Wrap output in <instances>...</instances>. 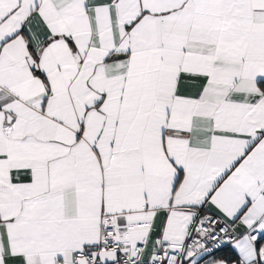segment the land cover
<instances>
[{
	"label": "snow or ice",
	"instance_id": "1",
	"mask_svg": "<svg viewBox=\"0 0 264 264\" xmlns=\"http://www.w3.org/2000/svg\"><path fill=\"white\" fill-rule=\"evenodd\" d=\"M0 264H264V0H0Z\"/></svg>",
	"mask_w": 264,
	"mask_h": 264
},
{
	"label": "crops",
	"instance_id": "2",
	"mask_svg": "<svg viewBox=\"0 0 264 264\" xmlns=\"http://www.w3.org/2000/svg\"><path fill=\"white\" fill-rule=\"evenodd\" d=\"M221 255H223V253H221Z\"/></svg>",
	"mask_w": 264,
	"mask_h": 264
}]
</instances>
